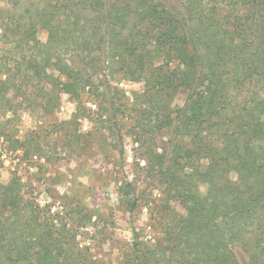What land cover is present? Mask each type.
I'll use <instances>...</instances> for the list:
<instances>
[{
    "label": "trees",
    "instance_id": "1",
    "mask_svg": "<svg viewBox=\"0 0 264 264\" xmlns=\"http://www.w3.org/2000/svg\"><path fill=\"white\" fill-rule=\"evenodd\" d=\"M180 1L181 9L164 0H0V114L29 101L32 83V106L43 111L58 104L53 90L82 94L101 63L144 81L149 104L165 103L151 105L156 117L162 111L180 136L156 155L160 179L191 212L177 214L167 198L163 237L150 245L134 230L123 264H239V249L246 264H264V0ZM180 90L187 101L172 116ZM196 107L211 117L203 129L187 121ZM52 220L24 198L20 180L0 182V264H101Z\"/></svg>",
    "mask_w": 264,
    "mask_h": 264
},
{
    "label": "rangeland",
    "instance_id": "2",
    "mask_svg": "<svg viewBox=\"0 0 264 264\" xmlns=\"http://www.w3.org/2000/svg\"><path fill=\"white\" fill-rule=\"evenodd\" d=\"M164 1L172 9L183 8L180 0ZM38 37L45 43L47 32L40 30ZM67 59L72 65L81 63L75 55ZM99 67L95 84L82 94L50 92L59 98L47 111L34 109L39 86L32 83L29 101H15L9 113L0 114V182L20 180L24 198L38 205L43 220L52 223L53 218L55 227L66 223L77 234L79 247L89 249L99 263L123 264L133 248L134 230L147 244L161 240L168 199L179 215H189L191 209L168 196L155 163L157 154L171 149L172 137L180 138L161 123L162 111L156 117L152 110L153 104L165 105L163 99L149 104L152 93L145 92L144 81L128 80L103 63ZM258 92L264 99V90ZM187 95L180 90L170 98L172 116L186 104ZM210 119L198 107L187 115L197 129ZM8 128L12 136H6ZM199 190L204 192L205 186L200 184ZM237 256L239 264L247 263L246 252L239 249Z\"/></svg>",
    "mask_w": 264,
    "mask_h": 264
},
{
    "label": "built area",
    "instance_id": "3",
    "mask_svg": "<svg viewBox=\"0 0 264 264\" xmlns=\"http://www.w3.org/2000/svg\"><path fill=\"white\" fill-rule=\"evenodd\" d=\"M37 157H35V159H36Z\"/></svg>",
    "mask_w": 264,
    "mask_h": 264
}]
</instances>
